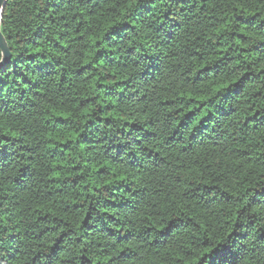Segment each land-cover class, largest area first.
I'll return each instance as SVG.
<instances>
[{
    "label": "trees",
    "instance_id": "obj_1",
    "mask_svg": "<svg viewBox=\"0 0 264 264\" xmlns=\"http://www.w3.org/2000/svg\"><path fill=\"white\" fill-rule=\"evenodd\" d=\"M0 28V264H264V0H8Z\"/></svg>",
    "mask_w": 264,
    "mask_h": 264
},
{
    "label": "water",
    "instance_id": "obj_2",
    "mask_svg": "<svg viewBox=\"0 0 264 264\" xmlns=\"http://www.w3.org/2000/svg\"><path fill=\"white\" fill-rule=\"evenodd\" d=\"M7 2L8 0H0V24L2 20L3 11L6 7ZM0 48L2 51V60L0 61V66H2L10 59L11 55H10L9 45L6 41V38L1 32V28H0Z\"/></svg>",
    "mask_w": 264,
    "mask_h": 264
}]
</instances>
